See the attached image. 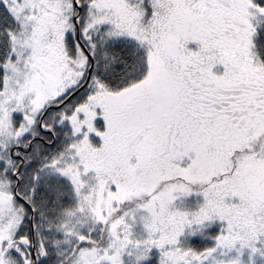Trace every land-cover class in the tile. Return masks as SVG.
<instances>
[{"label": "snow or ice", "instance_id": "snow-or-ice-1", "mask_svg": "<svg viewBox=\"0 0 264 264\" xmlns=\"http://www.w3.org/2000/svg\"><path fill=\"white\" fill-rule=\"evenodd\" d=\"M0 264H264V0H0Z\"/></svg>", "mask_w": 264, "mask_h": 264}]
</instances>
